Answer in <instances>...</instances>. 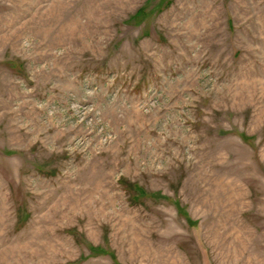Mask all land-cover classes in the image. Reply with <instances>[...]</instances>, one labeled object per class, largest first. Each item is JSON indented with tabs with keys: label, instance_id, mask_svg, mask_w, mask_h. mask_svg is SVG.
<instances>
[{
	"label": "rangeland",
	"instance_id": "obj_1",
	"mask_svg": "<svg viewBox=\"0 0 264 264\" xmlns=\"http://www.w3.org/2000/svg\"><path fill=\"white\" fill-rule=\"evenodd\" d=\"M0 264H264V0H0Z\"/></svg>",
	"mask_w": 264,
	"mask_h": 264
}]
</instances>
